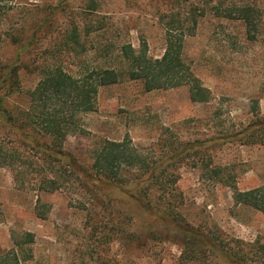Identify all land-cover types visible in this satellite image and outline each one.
<instances>
[{
  "label": "rangeland",
  "instance_id": "374dc122",
  "mask_svg": "<svg viewBox=\"0 0 264 264\" xmlns=\"http://www.w3.org/2000/svg\"><path fill=\"white\" fill-rule=\"evenodd\" d=\"M221 1L260 10L255 38L243 21L218 14L217 0H14L5 27L24 39L33 35L30 52L17 63L15 113L27 108L26 94L46 66L75 76L86 67H121L118 53L126 44L161 58L167 25L174 19L191 27L192 12L198 24L183 39V56L211 99L191 101L187 86L147 91L128 78L102 87L95 111L82 114L81 130L63 143L65 162L46 158L48 136L29 130L28 144L0 122V142L18 151L13 164L0 167L2 249H18L16 241L28 232L34 242L24 245L31 253L24 264H231L218 245L230 253L264 246V215L236 204L233 190L264 185V0ZM75 30L78 48L67 45ZM12 37L0 47L5 65L17 62ZM125 138L153 165L169 163L178 176L182 230L146 213L127 192L101 189L85 175H93L95 154L106 141ZM46 181H56V188L47 190ZM151 195L164 208L156 204L159 193Z\"/></svg>",
  "mask_w": 264,
  "mask_h": 264
},
{
  "label": "trees",
  "instance_id": "16d2710c",
  "mask_svg": "<svg viewBox=\"0 0 264 264\" xmlns=\"http://www.w3.org/2000/svg\"><path fill=\"white\" fill-rule=\"evenodd\" d=\"M202 1L205 3V0ZM207 1L213 3V0ZM216 4L212 8L218 14L222 12L228 19L243 21L248 35L255 38L252 32L257 30L261 13L259 9L250 4L223 5L221 0H217ZM14 7V0H0V47L9 36H13L12 39L18 46L16 63L5 65L0 62V122L19 132L26 143L33 139L28 133L29 130L48 136L51 144L44 148V153L51 162L68 161L70 157L63 150V143L69 135L81 130L80 116L95 111L97 96L102 87L117 84L128 78L140 81L147 91L187 86L191 101L206 103L211 99V91L195 76L183 56V39L187 34H194L198 24L197 15L192 12L191 27H185L179 21L175 25L174 19L167 25L166 49L161 58L148 57L146 46L138 51L132 45L126 44L121 46L118 53L121 67L101 66L92 69L86 67L83 75L75 76L60 66H46L41 70L42 76L37 86L26 94L27 108L15 113L10 100L13 92L19 88L17 63L30 52L33 35L29 37L30 39L28 37L24 39L22 36H15L12 30L5 27L12 17ZM204 10L203 7L202 12ZM71 34L72 43L67 42V45L80 47L82 43L78 31L75 30ZM38 146L40 145L36 142L33 148ZM17 152L15 148H8L0 142V167L13 164L17 159ZM169 158V161H172L174 155ZM153 164L129 138H125L121 142L106 141L95 154L93 175L84 173L91 176L90 180L95 181L101 189L116 188L127 192L129 200L135 202L146 213L157 216L161 223L168 227L182 230L183 227L178 222L179 213L175 211L178 176L170 172L169 163L166 165L161 163L163 169ZM127 174L132 176L127 178ZM215 175H218V172H215ZM46 182L49 187L47 190L56 188V181ZM233 190L236 204H244L264 215V185L249 191H241L236 187H233ZM152 192L159 193L156 204L164 203L165 209L153 203L150 197ZM105 195L108 196L106 193ZM38 214L44 216L42 211ZM196 234V239L200 238V234ZM205 238L211 248L214 247L211 239ZM22 240L16 241L18 249L4 250L0 247V264H24L30 259V250L24 248V245L34 242V235L27 232ZM216 248L231 264H264V246L255 249L253 245L249 251L241 249L236 253H230L224 247L222 249L221 245Z\"/></svg>",
  "mask_w": 264,
  "mask_h": 264
}]
</instances>
